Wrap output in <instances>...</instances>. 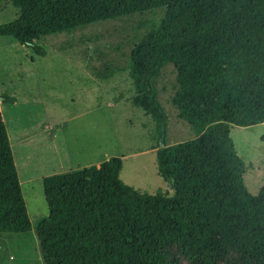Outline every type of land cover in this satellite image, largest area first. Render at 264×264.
Wrapping results in <instances>:
<instances>
[{
    "label": "trees",
    "instance_id": "1",
    "mask_svg": "<svg viewBox=\"0 0 264 264\" xmlns=\"http://www.w3.org/2000/svg\"><path fill=\"white\" fill-rule=\"evenodd\" d=\"M16 18L0 37L21 44L159 7L166 15L130 51L135 104L160 135L168 117L155 80L178 67L175 105L195 137L156 151L172 196L120 180L122 159L42 179L48 215L35 234L42 264H264V187L246 189L230 126L264 124V0H6ZM165 143V140H164ZM0 112V234L31 231Z\"/></svg>",
    "mask_w": 264,
    "mask_h": 264
},
{
    "label": "rangeland",
    "instance_id": "2",
    "mask_svg": "<svg viewBox=\"0 0 264 264\" xmlns=\"http://www.w3.org/2000/svg\"><path fill=\"white\" fill-rule=\"evenodd\" d=\"M166 8L61 31L21 44L0 37V112L9 138L23 199L28 233L0 234V264H42L35 228L48 215L44 177L122 159L120 180L140 193L173 192L157 172L156 151L193 139L188 118L203 105L174 103L178 67L167 65L155 80L168 117L160 135L151 115L133 102L130 51L158 28ZM17 10L0 0V25ZM230 138L245 165L243 182L256 196L264 187V124L230 126ZM100 163V164H99Z\"/></svg>",
    "mask_w": 264,
    "mask_h": 264
},
{
    "label": "water",
    "instance_id": "3",
    "mask_svg": "<svg viewBox=\"0 0 264 264\" xmlns=\"http://www.w3.org/2000/svg\"><path fill=\"white\" fill-rule=\"evenodd\" d=\"M162 145L164 146V136L162 137ZM168 186H169V189L171 190L172 186H171L170 182H168Z\"/></svg>",
    "mask_w": 264,
    "mask_h": 264
},
{
    "label": "crops",
    "instance_id": "4",
    "mask_svg": "<svg viewBox=\"0 0 264 264\" xmlns=\"http://www.w3.org/2000/svg\"><path fill=\"white\" fill-rule=\"evenodd\" d=\"M100 164V163H99ZM97 167L99 166L98 164L96 165Z\"/></svg>",
    "mask_w": 264,
    "mask_h": 264
}]
</instances>
